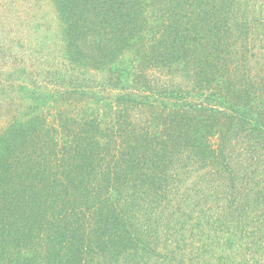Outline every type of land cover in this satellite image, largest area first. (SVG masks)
I'll return each mask as SVG.
<instances>
[{"label":"trees","instance_id":"16d2710c","mask_svg":"<svg viewBox=\"0 0 264 264\" xmlns=\"http://www.w3.org/2000/svg\"><path fill=\"white\" fill-rule=\"evenodd\" d=\"M36 1L57 53L0 101V264H264V0Z\"/></svg>","mask_w":264,"mask_h":264},{"label":"rangeland","instance_id":"374dc122","mask_svg":"<svg viewBox=\"0 0 264 264\" xmlns=\"http://www.w3.org/2000/svg\"><path fill=\"white\" fill-rule=\"evenodd\" d=\"M56 33L55 8L51 5L36 0H0V101L5 103L4 115H9L12 104L11 108H19L18 98L24 93L19 86L26 78L37 77L41 63L57 53ZM99 114L105 120L110 110L104 108Z\"/></svg>","mask_w":264,"mask_h":264}]
</instances>
